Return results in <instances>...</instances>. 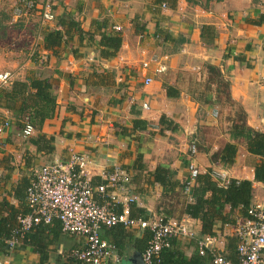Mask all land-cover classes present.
I'll return each mask as SVG.
<instances>
[{
    "label": "crops",
    "instance_id": "obj_1",
    "mask_svg": "<svg viewBox=\"0 0 264 264\" xmlns=\"http://www.w3.org/2000/svg\"><path fill=\"white\" fill-rule=\"evenodd\" d=\"M162 1L59 0L56 19L45 24L40 20V3L17 19L18 23L7 14L0 28L4 45L0 72L9 71L12 76L0 87L10 88L15 80L37 75L47 77L56 94L55 112L40 130L25 119L24 123L35 128L27 136L22 133L24 123L19 126L12 112L0 106V126L9 122L0 132V201L9 205L3 204L0 211L1 217L15 212L13 228L18 215L26 212V187L33 169L67 159L70 149L87 153L95 183L102 181V171L115 165L129 171L132 192L139 200L132 206L133 216L155 213L172 221L186 219L196 238L205 235L201 221L184 212L185 205L194 200L188 193L195 184L189 177L190 163L199 172L216 169L229 178L250 179L251 204L264 200V182L254 180L258 157L247 151L244 140H238L233 164L219 160L218 152L229 138L222 132L219 114H213L218 105L201 102L202 93L194 95L182 88L179 95L168 96L163 88V83L174 84L180 79L185 84L186 76L212 65L229 82L230 97L241 106L245 125L264 132V0H166V7L161 6ZM63 13L78 19L85 34L75 36L57 57L43 47L41 32L57 28L56 20ZM11 25L18 36L9 39ZM204 25L214 27V38L201 36ZM102 34L121 36L115 54L99 55ZM38 53L47 58L39 62ZM154 56L159 62L152 60ZM160 62L166 70L157 73ZM96 72L102 73L101 77ZM146 76L152 77L151 83H144ZM144 102L148 108L143 107ZM161 115L172 120L177 129L159 124ZM135 120L145 123L135 125ZM41 134L54 140L47 144ZM37 137L36 142L30 140ZM193 142L197 144L194 155L190 153ZM158 165L171 171L179 187L172 190L151 182L150 174ZM231 217L234 223L215 224L212 247L236 261L235 228L244 216L236 209ZM101 236L116 244L118 264H143L148 229L116 225L102 228ZM196 238H174L162 257L170 264H212L210 250L198 253ZM83 242L81 235L62 231L54 219L34 226L13 248L0 238V264H80L70 251Z\"/></svg>",
    "mask_w": 264,
    "mask_h": 264
},
{
    "label": "built area",
    "instance_id": "obj_2",
    "mask_svg": "<svg viewBox=\"0 0 264 264\" xmlns=\"http://www.w3.org/2000/svg\"><path fill=\"white\" fill-rule=\"evenodd\" d=\"M59 0H13L11 16L15 21L33 10L40 3V20L43 24L56 19V5ZM162 7L167 6L163 0ZM264 11V7H263ZM120 29L119 26H114ZM47 58L45 53H38V61ZM159 62L157 56L152 58ZM147 62L143 66H147ZM166 70L164 62L157 64L156 72ZM11 72H0V85L11 80ZM152 82L151 76L144 78V83ZM148 108L147 103H143ZM213 114L216 116L217 111ZM264 131V116L261 120ZM9 122L4 121L0 132ZM34 126L26 121L23 135H31ZM197 148L190 146L194 155ZM199 173L194 163L189 164L190 180ZM91 159L85 152L69 150L67 159L53 161L35 167L26 187V212L18 215L17 226L4 239L8 248L15 247L34 226L40 223L50 224L56 219L60 222L62 231L81 235L83 245L70 251V255L80 264H118L117 246L101 236V229L122 225L129 229H148L150 236L142 252L143 264H159L162 253L171 247L172 240L178 237L196 238V232L186 219L172 221L161 214H149L146 217L133 216L132 206L139 200L131 189V175L127 169L115 165L111 170L102 171V181H93ZM211 176L220 184L226 185L229 176L222 170H211ZM187 188V187H186ZM188 189V188H187ZM249 217L239 222L235 228L238 238L236 245V261L226 258L221 251L212 245L215 237L202 235L196 238L199 254L210 250L212 264H261V254L264 250V200L251 204L248 208Z\"/></svg>",
    "mask_w": 264,
    "mask_h": 264
},
{
    "label": "trees",
    "instance_id": "obj_3",
    "mask_svg": "<svg viewBox=\"0 0 264 264\" xmlns=\"http://www.w3.org/2000/svg\"><path fill=\"white\" fill-rule=\"evenodd\" d=\"M155 1L159 3L161 0ZM6 19L7 14L0 13V28L4 27ZM56 24L57 28L55 29L43 28L41 36L43 47L59 57L61 48H65L75 36L82 38L85 33L80 27L79 20L69 13L61 14L57 18ZM201 36L207 39L214 38L216 36L214 27L204 25ZM121 41V36L118 34H102L99 39V45L101 46L99 55L109 56L115 54L121 46ZM95 74L98 77L102 75L99 72ZM186 77H188V81L185 84L182 79L174 84L163 83L166 95L177 96L182 88L194 95L202 93L205 96L202 102L220 106H224L225 103L238 106V114L244 120L243 110L231 99L229 82L222 76L218 68L207 65L205 70ZM0 106L12 112L19 126H23L26 119L35 126L36 130H40L44 121L55 112V90L47 77L28 76L23 80L13 81L10 88L0 87ZM224 117L227 118V116ZM225 118L221 117L219 123L223 134H226L229 139L225 141L218 152L220 162L224 165L233 164L237 154L238 140H244L247 151L258 157V160L254 163V180L264 182V132L246 126L243 120H233V117H231V120L227 121ZM136 123L139 125L145 123V121L135 120V125ZM158 123L165 126L166 129H177V125L164 115L159 117ZM39 136L44 138L47 144L54 140L52 136L48 138H45L43 134ZM30 140L36 142L38 137ZM192 144L197 148L196 143L193 142ZM49 150H52V146L49 147ZM211 170L207 169L199 172L194 178L195 184L188 191L194 200L188 202L184 209L189 217L201 221V233L208 235L215 234V224L217 222L222 224L234 223L235 219L231 217V214L236 209L240 210L244 219L248 218V208L252 199V180L230 178L226 185H222L212 178ZM150 176L152 177L151 182L159 183L163 187L169 186L172 190L174 187H179V183L173 181L171 171L162 165H158ZM3 204L9 205L5 200L0 201V207ZM14 216L15 212L12 211L6 217H1L0 211V238H3V241L10 235V231L14 226ZM159 264L170 263L166 262L163 256ZM173 264H176V262L174 261Z\"/></svg>",
    "mask_w": 264,
    "mask_h": 264
},
{
    "label": "rangeland",
    "instance_id": "obj_4",
    "mask_svg": "<svg viewBox=\"0 0 264 264\" xmlns=\"http://www.w3.org/2000/svg\"><path fill=\"white\" fill-rule=\"evenodd\" d=\"M11 4H12V0H0V11L8 14V17L11 16ZM16 23H18V20ZM8 31H9V36H8L9 39H11V37L13 36H18V32H17L18 30L12 25L8 28ZM29 31H30V28L28 32ZM14 33H16L17 35H15ZM2 46H4L3 41L0 40V49L2 48ZM216 111H217V115L219 114L218 115L219 120L221 117L225 118L224 116H227V118H225L227 121L228 120L230 121L231 117H233V120H239V119L241 121L243 120L241 119L242 117H240V114H238V111H239L238 106H231L230 104L225 103L224 106L218 105Z\"/></svg>",
    "mask_w": 264,
    "mask_h": 264
}]
</instances>
